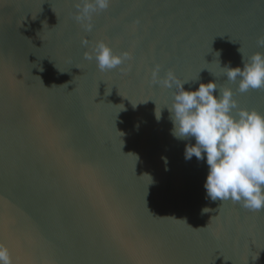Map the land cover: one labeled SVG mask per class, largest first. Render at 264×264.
I'll list each match as a JSON object with an SVG mask.
<instances>
[{
	"label": "water",
	"instance_id": "obj_1",
	"mask_svg": "<svg viewBox=\"0 0 264 264\" xmlns=\"http://www.w3.org/2000/svg\"><path fill=\"white\" fill-rule=\"evenodd\" d=\"M78 2L0 0V242L12 264H264V211L207 198L206 158L185 159L195 139L172 135L175 88L157 82L215 81L264 113V89L240 93L222 68L243 67L240 47L264 53V0H112L91 32ZM101 40L131 59L101 72L84 58Z\"/></svg>",
	"mask_w": 264,
	"mask_h": 264
},
{
	"label": "clouds",
	"instance_id": "obj_2",
	"mask_svg": "<svg viewBox=\"0 0 264 264\" xmlns=\"http://www.w3.org/2000/svg\"><path fill=\"white\" fill-rule=\"evenodd\" d=\"M111 3L112 0H79L75 20L85 31L91 32L93 15L107 10ZM257 43L264 48V37ZM82 44L87 47L88 41ZM238 51L242 54L243 67H222L227 80L238 81L240 93L264 89V53L256 52L246 59L241 47ZM84 58L94 59L98 69L105 72L121 66L131 59V54L116 53L101 40L91 51L85 52ZM157 73L158 69L154 70V80ZM196 80L199 78L180 82L169 72L167 78L157 81L165 88H175L172 104L166 107L173 123L172 135L181 140L195 139V144L186 145V160L193 156L198 160L206 158L208 175L204 187L207 198L222 202L231 200L253 212L264 211V113L240 108L233 90L218 88L215 81L200 83L196 90H185L184 84ZM217 89L218 96L214 95ZM161 116L162 110L158 112L156 106V119L159 121ZM162 159L167 165V157ZM206 209L203 211L208 212ZM0 264H12L10 250L2 242Z\"/></svg>",
	"mask_w": 264,
	"mask_h": 264
}]
</instances>
